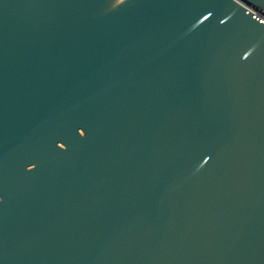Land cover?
I'll return each instance as SVG.
<instances>
[{"label":"water","instance_id":"95a60500","mask_svg":"<svg viewBox=\"0 0 264 264\" xmlns=\"http://www.w3.org/2000/svg\"><path fill=\"white\" fill-rule=\"evenodd\" d=\"M0 264H264V0H0Z\"/></svg>","mask_w":264,"mask_h":264}]
</instances>
